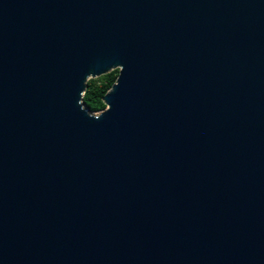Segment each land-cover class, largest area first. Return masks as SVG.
<instances>
[{
  "label": "water",
  "instance_id": "water-1",
  "mask_svg": "<svg viewBox=\"0 0 264 264\" xmlns=\"http://www.w3.org/2000/svg\"><path fill=\"white\" fill-rule=\"evenodd\" d=\"M0 264H264V0H0Z\"/></svg>",
  "mask_w": 264,
  "mask_h": 264
},
{
  "label": "trees",
  "instance_id": "trees-1",
  "mask_svg": "<svg viewBox=\"0 0 264 264\" xmlns=\"http://www.w3.org/2000/svg\"><path fill=\"white\" fill-rule=\"evenodd\" d=\"M117 75L118 70H113L108 74L87 81L82 103L90 112L98 113L105 109L102 98L115 83Z\"/></svg>",
  "mask_w": 264,
  "mask_h": 264
}]
</instances>
